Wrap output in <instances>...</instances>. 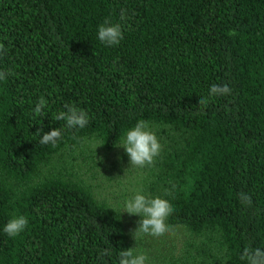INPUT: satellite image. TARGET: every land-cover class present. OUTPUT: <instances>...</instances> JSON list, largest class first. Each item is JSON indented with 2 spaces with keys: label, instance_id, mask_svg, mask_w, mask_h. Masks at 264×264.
Wrapping results in <instances>:
<instances>
[{
  "label": "trees",
  "instance_id": "1",
  "mask_svg": "<svg viewBox=\"0 0 264 264\" xmlns=\"http://www.w3.org/2000/svg\"><path fill=\"white\" fill-rule=\"evenodd\" d=\"M106 18L118 45L98 40ZM0 43V264H119L122 249L140 252L121 210L78 173L141 119L161 144L141 168L142 195L167 200L166 223L188 234L158 264H246L245 247L264 249V0H0ZM213 84L231 93L209 97ZM65 105L88 125L56 121ZM54 128L56 146L41 145L37 130ZM19 215L28 225L9 237Z\"/></svg>",
  "mask_w": 264,
  "mask_h": 264
},
{
  "label": "clouds",
  "instance_id": "2",
  "mask_svg": "<svg viewBox=\"0 0 264 264\" xmlns=\"http://www.w3.org/2000/svg\"><path fill=\"white\" fill-rule=\"evenodd\" d=\"M126 14L125 9H121V16ZM98 40L107 46H115L123 39V33L119 24L111 23L107 18L97 29ZM4 49V45L0 43V54ZM8 76L6 71L0 70V80H5ZM231 93V89L226 84H213L209 88L208 96H224ZM48 101L44 97H40L37 101L33 113L35 116H43L44 109ZM207 98H200L199 104H207ZM66 111H61L55 116L56 121L64 120L68 128H84L89 123L88 113L74 105H65ZM42 129L37 130L39 143L41 145L51 144L56 146L57 141L61 139L62 130L54 128L40 136ZM99 146V145H98ZM129 157L131 166L144 167L152 165L154 158L159 155L161 144L157 136L149 128L147 120H138L134 127L126 131V138L122 145ZM241 204L251 206V196L245 192L238 193ZM124 212L130 215H138V227L133 232V238L136 240L142 235L161 237L166 233H170V225L166 223L168 217L173 213L174 209L171 204L160 197L148 198L140 193L135 194L124 202ZM28 225L25 216H14L7 221L3 227V232L9 237H16ZM103 256L110 255L108 249H104L101 253ZM119 264H146L148 256L144 252H137L136 246L122 249L119 252ZM240 259L246 261V264H264V249L245 247L240 255Z\"/></svg>",
  "mask_w": 264,
  "mask_h": 264
},
{
  "label": "rangeland",
  "instance_id": "3",
  "mask_svg": "<svg viewBox=\"0 0 264 264\" xmlns=\"http://www.w3.org/2000/svg\"><path fill=\"white\" fill-rule=\"evenodd\" d=\"M123 145V144H122ZM113 153H116L115 156ZM81 161V157H77L76 167ZM87 168L81 170L78 175L91 184L95 185V194L100 193L103 200L116 209H120L124 216V221L127 224L126 230L133 237V232L138 227L140 217L138 215H130L124 212V202L135 194L145 190L147 186L148 171L142 170L143 167L131 166L129 157L124 148L121 146L108 156L102 158L101 162L96 166L87 160ZM122 169V176L118 175L117 170ZM79 169V168H78ZM85 174V175H84ZM170 233H166L161 237H152L142 235L138 237L137 243L139 244V251L149 255L146 264H158L162 261L163 256H158L157 253L165 252L169 245L180 244L187 238V233H184L178 227H170ZM156 253L152 258L151 254Z\"/></svg>",
  "mask_w": 264,
  "mask_h": 264
}]
</instances>
